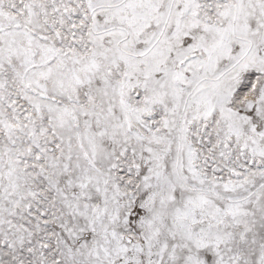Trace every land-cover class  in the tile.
Masks as SVG:
<instances>
[{"label": "rangeland", "instance_id": "374dc122", "mask_svg": "<svg viewBox=\"0 0 264 264\" xmlns=\"http://www.w3.org/2000/svg\"><path fill=\"white\" fill-rule=\"evenodd\" d=\"M0 264H264V0H0Z\"/></svg>", "mask_w": 264, "mask_h": 264}, {"label": "bare ground", "instance_id": "6f19581e", "mask_svg": "<svg viewBox=\"0 0 264 264\" xmlns=\"http://www.w3.org/2000/svg\"><path fill=\"white\" fill-rule=\"evenodd\" d=\"M94 57V56H93ZM260 60V59H259ZM249 63V62H248ZM90 64H93V66L95 67V68H97L98 67V62L93 58L92 59V61L90 62V63H88V65H87V67L85 68V70L84 71H87L88 69H90L89 68V65ZM91 68L93 69V67L91 66ZM87 69V70H86ZM156 173H157V175L159 176V180H160V182H162V183H168V184H171L170 182H171V179H169L164 173H162V171L161 170H156ZM156 175V176H157ZM167 184V185H168ZM157 195H159V194H157V192H154V193H152L150 196V200H148V201H153V200H155V198L157 197ZM170 197V195H169V193H168V195L166 196H164V195H160V196H158V201H159V204H158V207H157V209H154V211H153V216L155 217V219L157 218L158 220H159V222L160 221H163V220H161V217H163V208H162V205L164 206V204H166V203H168V199L167 198H169ZM154 202V201H153ZM150 203H152V202H150ZM148 204V203H147ZM153 204V203H152ZM150 206V205H149ZM165 208V207H164ZM166 210V209H165ZM165 214V213H164ZM151 218V217H150ZM148 219V218H147ZM148 220H150V219H148ZM146 222V221H145ZM151 224H152V221H149ZM155 222V221H154ZM153 222V223H154ZM158 221H156V223H157ZM147 223V222H146ZM149 224V223H148ZM159 224V223H158ZM157 224V225H158ZM160 225H161V222H160ZM159 226V225H158ZM154 227H156V226H154ZM160 228H157V229H159V231H160V229H161V226H159ZM151 228H152V225H151ZM150 229V228H149ZM157 229H155L154 228V230L156 231ZM152 230H153V228H152ZM154 231V232H155ZM158 231V232H159ZM116 235V234H115ZM154 235H156L155 233H154ZM125 247H127L126 245H124ZM141 244L140 243H136L135 245H134V247H137L138 249H140L141 248ZM123 247V246H122ZM163 247H161V249H162ZM132 259V258H131ZM136 259H137V257H136ZM129 262H130V260H129Z\"/></svg>", "mask_w": 264, "mask_h": 264}]
</instances>
